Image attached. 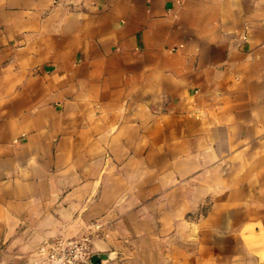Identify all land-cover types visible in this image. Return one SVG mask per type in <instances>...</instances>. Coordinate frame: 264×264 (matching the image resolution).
I'll return each instance as SVG.
<instances>
[{"label":"crops","instance_id":"obj_1","mask_svg":"<svg viewBox=\"0 0 264 264\" xmlns=\"http://www.w3.org/2000/svg\"><path fill=\"white\" fill-rule=\"evenodd\" d=\"M69 238L264 264V0H0V264Z\"/></svg>","mask_w":264,"mask_h":264},{"label":"built area","instance_id":"obj_2","mask_svg":"<svg viewBox=\"0 0 264 264\" xmlns=\"http://www.w3.org/2000/svg\"><path fill=\"white\" fill-rule=\"evenodd\" d=\"M50 264H94L86 238L56 239L39 248Z\"/></svg>","mask_w":264,"mask_h":264},{"label":"water","instance_id":"obj_3","mask_svg":"<svg viewBox=\"0 0 264 264\" xmlns=\"http://www.w3.org/2000/svg\"><path fill=\"white\" fill-rule=\"evenodd\" d=\"M104 258H105V256H104V255H101V254H93V255L91 256V260H92V262H93L94 264L97 263L98 261L104 259Z\"/></svg>","mask_w":264,"mask_h":264},{"label":"rangeland","instance_id":"obj_4","mask_svg":"<svg viewBox=\"0 0 264 264\" xmlns=\"http://www.w3.org/2000/svg\"><path fill=\"white\" fill-rule=\"evenodd\" d=\"M69 239H76V238H69ZM45 253V252H44ZM43 253V254H44ZM43 254H40L39 256L41 257V261L44 263H47V264H50V263H48L46 260H45V257H44V255ZM91 256H92V254H91Z\"/></svg>","mask_w":264,"mask_h":264}]
</instances>
